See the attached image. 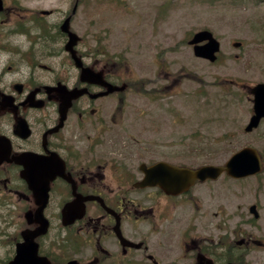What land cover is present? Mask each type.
Returning <instances> with one entry per match:
<instances>
[{
    "label": "flooded vegetation",
    "instance_id": "af4514ba",
    "mask_svg": "<svg viewBox=\"0 0 264 264\" xmlns=\"http://www.w3.org/2000/svg\"><path fill=\"white\" fill-rule=\"evenodd\" d=\"M79 1L70 0L72 10ZM2 2L0 57L6 63L12 58L8 72L0 70V237L8 259L24 235L51 264H243L234 247L264 248V238L248 230L241 237L231 233L230 246L223 247L220 217L209 223L205 213L188 212L197 207L192 190L202 184L209 197L221 194L216 180L180 194L141 186L144 167L188 162L174 160L171 141L129 138L113 146L111 127L127 121L130 90L121 54L113 61L96 38L88 53L78 42L75 53L92 70L85 81L65 50L61 24L69 12L48 20L55 8L32 0ZM140 80V97L157 98L156 86ZM110 86L116 88L107 92ZM75 89L85 91L63 110L65 96ZM158 147H166L167 156H159ZM69 204L72 213L65 214ZM207 230L216 239L201 236Z\"/></svg>",
    "mask_w": 264,
    "mask_h": 264
},
{
    "label": "rangeland",
    "instance_id": "374dc122",
    "mask_svg": "<svg viewBox=\"0 0 264 264\" xmlns=\"http://www.w3.org/2000/svg\"><path fill=\"white\" fill-rule=\"evenodd\" d=\"M32 1L56 9L48 20L59 19L72 5L70 0ZM71 27L84 42L83 52L100 37L103 51L122 53L126 63L127 121L111 127L113 146L129 138L171 141L174 160L193 166L224 163L244 146L255 147L264 158V119L252 131L244 129L252 112L250 87L264 82V0H80ZM200 29L212 31L220 43L214 62L195 56L187 42ZM0 59V70L8 72L12 58ZM140 77L156 86L157 98L140 97ZM164 148H157L159 156H167ZM218 180L220 195L209 197L204 184L192 190L197 207L188 212L205 213L209 223L220 217L223 247L230 246L231 233L241 237L240 231L264 238V169ZM251 204H257L258 219L248 211ZM215 211L220 214L213 218ZM201 236L216 239L212 230ZM3 244L0 237V264L10 256ZM234 250L243 254V264H264V248Z\"/></svg>",
    "mask_w": 264,
    "mask_h": 264
},
{
    "label": "water",
    "instance_id": "95a60500",
    "mask_svg": "<svg viewBox=\"0 0 264 264\" xmlns=\"http://www.w3.org/2000/svg\"><path fill=\"white\" fill-rule=\"evenodd\" d=\"M62 27L65 31H68V22L65 21ZM68 33L69 41L66 44V48L72 51V45L76 42L77 36L74 33ZM204 39L208 40L204 45H194L195 54L214 60V52L218 50V42L213 38L211 32L207 30L200 31L195 34L190 42L196 43ZM254 93L255 115L252 116L249 124L246 126V130H250L256 126L260 117L264 115V85L258 84L254 89ZM70 98H68L67 102L70 101ZM223 170L236 177L257 172L260 170V161L255 149L250 147L241 149L230 157L225 166H203L197 169H190L172 165L169 167L168 177H166L168 170H165L163 175L159 177V180H164L161 183L163 187L177 192L185 189L197 180L207 177L216 178ZM159 171L163 172L162 169ZM173 185L176 187H173ZM8 264H49V262L46 258L37 255L35 247L33 248L29 244L24 246L20 244L16 256Z\"/></svg>",
    "mask_w": 264,
    "mask_h": 264
}]
</instances>
